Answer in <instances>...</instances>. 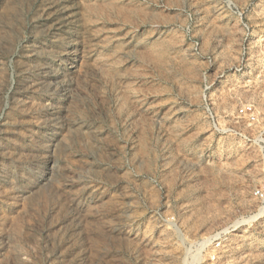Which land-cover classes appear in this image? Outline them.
<instances>
[{
  "label": "rangeland",
  "instance_id": "obj_1",
  "mask_svg": "<svg viewBox=\"0 0 264 264\" xmlns=\"http://www.w3.org/2000/svg\"><path fill=\"white\" fill-rule=\"evenodd\" d=\"M0 264H264V0H0Z\"/></svg>",
  "mask_w": 264,
  "mask_h": 264
},
{
  "label": "built area",
  "instance_id": "obj_2",
  "mask_svg": "<svg viewBox=\"0 0 264 264\" xmlns=\"http://www.w3.org/2000/svg\"><path fill=\"white\" fill-rule=\"evenodd\" d=\"M251 120H255V116L254 115L251 116Z\"/></svg>",
  "mask_w": 264,
  "mask_h": 264
}]
</instances>
